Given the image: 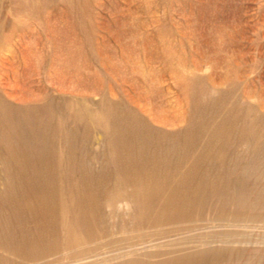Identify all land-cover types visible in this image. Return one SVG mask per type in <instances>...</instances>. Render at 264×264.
Wrapping results in <instances>:
<instances>
[{"label": "rangeland", "instance_id": "1", "mask_svg": "<svg viewBox=\"0 0 264 264\" xmlns=\"http://www.w3.org/2000/svg\"><path fill=\"white\" fill-rule=\"evenodd\" d=\"M0 264H264V0H0Z\"/></svg>", "mask_w": 264, "mask_h": 264}, {"label": "bare ground", "instance_id": "2", "mask_svg": "<svg viewBox=\"0 0 264 264\" xmlns=\"http://www.w3.org/2000/svg\"><path fill=\"white\" fill-rule=\"evenodd\" d=\"M67 192H68V191H67ZM90 194H91V193H90ZM80 197H81V196H80ZM44 209H45V208H44ZM40 210H42V209H40ZM48 210H49V209H47V212H48ZM45 211H46V210H45ZM49 211H50V210H49ZM37 213H38V212H37ZM37 213H36V214H37ZM50 213H51V211H50ZM42 215H43V214H42V212H41V216H42ZM43 216H44V215H43ZM43 220H44V219H43Z\"/></svg>", "mask_w": 264, "mask_h": 264}]
</instances>
